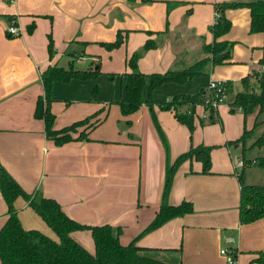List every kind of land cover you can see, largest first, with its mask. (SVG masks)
Masks as SVG:
<instances>
[{
    "label": "crops",
    "instance_id": "obj_1",
    "mask_svg": "<svg viewBox=\"0 0 264 264\" xmlns=\"http://www.w3.org/2000/svg\"><path fill=\"white\" fill-rule=\"evenodd\" d=\"M254 0H0V163L27 193L55 200L77 223L120 228L119 242L127 245L151 223L159 210L164 185L166 153L142 104L135 113L122 116L115 104L124 94L127 59L147 40L155 44L137 62L143 74L179 71L205 56L201 47L212 42L209 26L215 4ZM264 1V0H263ZM167 2L178 3L170 11ZM225 17L230 31L219 41L233 43L230 58L222 64L208 63L203 75L185 84L167 83L153 93L154 112L168 143L170 161L190 146H217L210 153L209 174H201V163L186 161L178 168L168 196L169 205L191 202L193 212L175 218L144 234L136 245L160 250L159 259L180 264H229L221 250L233 251V264H253L256 252H264V218L240 224V183L264 186V113L256 120L254 133H263L261 159L249 161L257 171L240 167L243 146H227L241 137L248 120L241 111L229 112L235 88L252 73L261 72L264 33L250 34L247 8L229 9ZM15 24L18 37L7 27ZM33 25L32 32L27 28ZM126 37L118 49L107 51L99 42L114 41L118 32ZM51 35L54 56L47 52ZM87 43V44H86ZM78 56L73 58L72 55ZM86 70L99 59L101 74L93 80L56 82L52 88L51 112L54 128L85 119L96 124L88 141L55 146L44 133V123L34 119L37 98L43 95L41 73L49 65ZM249 62V64H248ZM89 63V64H87ZM76 68V67H75ZM109 74L116 75L113 79ZM210 80L231 83L230 91L216 108L214 118L200 104ZM254 79L251 78V82ZM243 91V85L241 84ZM94 87L98 94L92 95ZM176 95H189L196 103V129L177 122L172 111L159 109ZM146 90L143 91V98ZM181 111L185 110L183 106ZM262 118V119H260ZM218 126V128H216ZM252 134V135H253ZM255 140H250V146ZM246 147V144H245ZM252 148V147H251ZM260 157V156H258ZM21 226L57 240L56 235L22 198L14 203ZM6 204L0 194V229L6 221ZM71 238L91 254L94 243L89 231H76ZM169 250V251H167Z\"/></svg>",
    "mask_w": 264,
    "mask_h": 264
},
{
    "label": "trees",
    "instance_id": "obj_2",
    "mask_svg": "<svg viewBox=\"0 0 264 264\" xmlns=\"http://www.w3.org/2000/svg\"><path fill=\"white\" fill-rule=\"evenodd\" d=\"M134 1V0H129ZM145 2L150 0H144ZM178 3L167 2L168 11ZM247 8L250 12V34L264 33V1L254 0L250 2H222L215 4V18L209 32L212 35V42L203 44L202 53L205 55L196 60L191 65L179 71H166L164 73L143 74L137 69V62L145 52L155 47L152 40H147L141 49L132 53L127 59L128 71L121 75L125 79L124 94L121 99L114 103L119 106L122 116L135 113L142 104L149 110L152 123L163 144L166 153L164 185L161 196L159 210L151 223L127 245H121L119 235L121 229H113L109 225L89 226L77 223L70 219L62 211L60 205L53 199L43 198L27 194L20 185L9 175L0 163V194L6 204V221L0 229V264H180L179 258L175 263H169L159 259L155 254L160 250L140 248L136 245L138 238L147 234L168 221L180 218L193 212V205L188 201H181L177 205L168 204V196L171 190L174 176L178 168L186 161H196L201 163V174H209L211 169L210 153L214 146H190L189 149L179 155L174 161H170L168 155V143L165 135L158 124L154 112L153 93L164 84L176 83L185 84L204 73V68L208 63L212 65L222 64L230 58L233 47L232 42L219 41L231 29L230 21L225 17V11L229 9ZM33 25L27 28L31 33ZM9 38L11 37L8 35ZM126 37L119 31L112 42H99L98 44L107 51L118 49L125 43ZM87 44V43H86ZM47 52L49 58L54 56V47L51 35H48ZM224 54L223 58L216 60L218 55ZM72 55V57L78 58ZM72 60L67 68L57 65H49L41 73V83L43 95L37 98L33 117L44 123V133L48 140L55 146L76 141H88V131L97 122L90 123L97 113L85 119L73 122L60 129L54 128L55 115L51 112L50 105L53 102L52 88L56 82L68 83L72 80L87 81L96 79L100 74V63L97 59L86 70L76 69ZM264 60L261 61V66ZM116 75L109 74L113 79ZM251 78L254 79L251 82ZM243 91L237 93L229 103V112L241 111L244 119L254 112L258 115L264 113V70L251 74L241 80ZM231 83H226L224 93L230 91ZM146 96L143 98V91ZM99 90L94 87L92 95L96 96ZM200 104L209 114L211 123L219 122L214 118L215 110L204 104L203 91L199 94ZM185 106V110L180 109ZM159 109L172 111L178 123L184 125L190 132V139L195 129L194 117L196 114V103L189 95H176L169 101L161 103ZM257 117L254 127L251 130L244 128L241 137L226 145L245 143L258 125ZM263 139L259 138L250 147H260ZM251 163V162H250ZM243 159V168L250 164ZM264 166L263 163H258ZM240 183V199L238 208V219L240 224H249L264 218V186H250L243 181V169L238 173ZM17 198H22L28 203L35 213L45 222V224L56 235L57 240H53L37 230H25L19 221L14 203ZM76 231H89L94 243V253L91 254L80 244L74 241L70 234ZM169 251V250H167ZM233 254L234 252L231 251ZM253 264H264V252H256Z\"/></svg>",
    "mask_w": 264,
    "mask_h": 264
},
{
    "label": "built area",
    "instance_id": "obj_3",
    "mask_svg": "<svg viewBox=\"0 0 264 264\" xmlns=\"http://www.w3.org/2000/svg\"><path fill=\"white\" fill-rule=\"evenodd\" d=\"M7 33L11 37L19 36V29L15 24H10L7 27ZM261 70H264V65L260 67ZM226 82L221 80H210L207 85V94L203 95V100L205 105H209L211 108L216 109L224 100L225 93L224 89ZM240 167L243 166L242 163L239 164ZM221 254L228 256V263L233 264L234 260L232 258L233 253L228 250H221Z\"/></svg>",
    "mask_w": 264,
    "mask_h": 264
},
{
    "label": "rangeland",
    "instance_id": "obj_4",
    "mask_svg": "<svg viewBox=\"0 0 264 264\" xmlns=\"http://www.w3.org/2000/svg\"><path fill=\"white\" fill-rule=\"evenodd\" d=\"M87 64H89V63H87ZM248 64H249V62H248ZM75 67H76V69H81V68H84L85 66L80 67V65H76ZM234 86H235V88L233 89V91H232V93L230 94L229 97H233V95H235L238 92V90H241V92H242V89H240V87H242L240 83H236V84H234ZM248 116H250V115H248ZM259 116L260 115H258V117ZM258 117H257V119H258ZM260 119H262V118H260ZM214 124L215 125H218V122L216 121ZM194 126L196 127L195 121H194ZM252 126H253V119L250 118L248 120L247 128L249 130H251L253 128ZM216 128H218V126H216ZM262 134L263 133H257L256 132L253 135H251V137L249 139L246 140V143H245L246 144V147H245V144H244L242 151H243V155H245V158L248 161H252L253 159H257V160L258 159H261V153H262V151L259 150L258 147H252L251 148L250 147V143L251 142H249V141L252 139V140H255L254 142H256L257 139L261 138ZM214 147L217 148V146H214ZM258 156H260V157H258ZM257 168H259L258 165H251L250 167H246L245 168V171L248 172L249 170H251V171L255 172V171H257ZM237 170L239 171V173L241 172V169H237Z\"/></svg>",
    "mask_w": 264,
    "mask_h": 264
},
{
    "label": "water",
    "instance_id": "obj_5",
    "mask_svg": "<svg viewBox=\"0 0 264 264\" xmlns=\"http://www.w3.org/2000/svg\"><path fill=\"white\" fill-rule=\"evenodd\" d=\"M223 56H224V54L218 55V56L216 57V60H220V59H222Z\"/></svg>",
    "mask_w": 264,
    "mask_h": 264
}]
</instances>
